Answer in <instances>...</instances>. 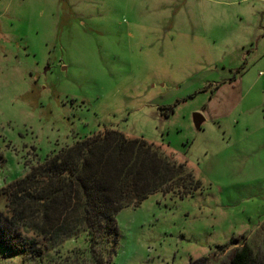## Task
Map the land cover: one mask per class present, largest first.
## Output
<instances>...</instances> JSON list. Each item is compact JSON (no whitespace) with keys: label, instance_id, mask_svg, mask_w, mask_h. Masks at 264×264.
Instances as JSON below:
<instances>
[{"label":"rangeland","instance_id":"rangeland-1","mask_svg":"<svg viewBox=\"0 0 264 264\" xmlns=\"http://www.w3.org/2000/svg\"><path fill=\"white\" fill-rule=\"evenodd\" d=\"M263 9L261 0H0V189L77 141L120 131L184 163L201 188L121 211L113 264H229L242 244L264 264ZM80 241L61 257L87 248ZM23 258L0 248V264Z\"/></svg>","mask_w":264,"mask_h":264},{"label":"trees","instance_id":"trees-1","mask_svg":"<svg viewBox=\"0 0 264 264\" xmlns=\"http://www.w3.org/2000/svg\"><path fill=\"white\" fill-rule=\"evenodd\" d=\"M159 149L107 129L47 156L26 176L0 189L5 202L0 248L23 255V264L28 259L39 264L47 260V252L62 260L66 242L81 240L87 248L68 250L63 262L113 264L121 211L138 208L157 193L187 197L201 188L184 163L168 161ZM183 175L188 185L181 189ZM229 259V264H253L254 251L242 244Z\"/></svg>","mask_w":264,"mask_h":264},{"label":"water","instance_id":"water-1","mask_svg":"<svg viewBox=\"0 0 264 264\" xmlns=\"http://www.w3.org/2000/svg\"><path fill=\"white\" fill-rule=\"evenodd\" d=\"M193 120H194V124L198 130H200L202 128V125L205 123V117L200 113L194 114Z\"/></svg>","mask_w":264,"mask_h":264},{"label":"crops","instance_id":"crops-1","mask_svg":"<svg viewBox=\"0 0 264 264\" xmlns=\"http://www.w3.org/2000/svg\"><path fill=\"white\" fill-rule=\"evenodd\" d=\"M244 1H246V0H244ZM261 1H264V0H261ZM262 14H264V9H263V11H262Z\"/></svg>","mask_w":264,"mask_h":264}]
</instances>
